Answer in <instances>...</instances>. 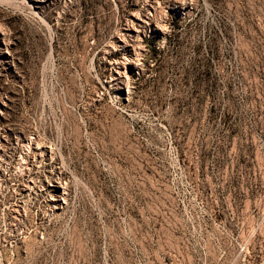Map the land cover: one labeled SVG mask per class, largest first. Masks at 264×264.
I'll use <instances>...</instances> for the list:
<instances>
[{
	"label": "rangeland",
	"instance_id": "rangeland-1",
	"mask_svg": "<svg viewBox=\"0 0 264 264\" xmlns=\"http://www.w3.org/2000/svg\"><path fill=\"white\" fill-rule=\"evenodd\" d=\"M0 264H264V0H0Z\"/></svg>",
	"mask_w": 264,
	"mask_h": 264
}]
</instances>
